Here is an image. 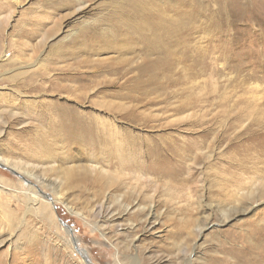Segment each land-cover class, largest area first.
<instances>
[{
    "label": "rangeland",
    "instance_id": "374dc122",
    "mask_svg": "<svg viewBox=\"0 0 264 264\" xmlns=\"http://www.w3.org/2000/svg\"><path fill=\"white\" fill-rule=\"evenodd\" d=\"M58 1L0 0V158L33 175L26 183L0 163V264L16 258L17 264H81V252L90 264H264L253 242L225 238L264 219V202L236 203L240 211L222 223L228 202L216 189L228 178L231 157L252 165V152L264 148V0H188L199 12L186 25V59L174 48L179 56L156 89L136 112L117 119V126L139 136L137 154L145 165L152 162L144 154L147 144L162 145L158 166L178 176L147 174L135 188L126 170V186L117 184L99 198L97 188L84 185L87 180L83 190L74 188L84 176L80 168L89 170V154L52 136L46 104L65 103L104 119L111 111L65 102L48 91V80L73 63L65 55L76 49L81 23L120 14L109 3L123 0H83L71 11L57 9ZM55 23L57 32L48 35ZM117 57L128 55L100 56ZM103 79L93 93L113 94L126 80ZM253 157L262 172L242 175L241 185L264 175V154ZM111 171L119 182L123 174ZM32 185L49 196L34 208L22 195ZM247 203L251 208L243 211ZM27 253L33 259L24 260Z\"/></svg>",
    "mask_w": 264,
    "mask_h": 264
},
{
    "label": "bare ground",
    "instance_id": "6f19581e",
    "mask_svg": "<svg viewBox=\"0 0 264 264\" xmlns=\"http://www.w3.org/2000/svg\"><path fill=\"white\" fill-rule=\"evenodd\" d=\"M82 1L59 0L55 7L71 11L72 8L74 9V4L80 5ZM109 5H111L109 7L111 11L120 12V14L110 16L100 23L92 21V25H88L89 22L81 23L80 37L77 36L74 42L77 47L65 55V57H74L73 63L68 65L69 67L60 68V73L56 74L57 77L48 80L50 93H56L65 102H73L77 106L87 105L89 108L96 109L98 113L109 110L111 113H106L110 114L109 118L104 119L98 114L78 111L65 103L49 102L46 104L49 113L47 121L53 130L52 136L66 148H78L89 154L87 158L90 163L89 170L80 168L84 176H78L74 188L78 189L79 184V189H82L87 180L84 185L97 188L96 197L108 188L117 187V184L126 186L124 182L127 175L126 170H129L128 174L131 175H129L132 178L131 181L134 180L135 188L140 186V182L145 178L144 175L147 174L169 176L170 178L178 176L176 170L168 166H158L163 159L162 153H160L162 145L147 144L144 154L148 159H152V162L145 165L144 162L147 160L141 161L140 154H137L139 136L128 129L117 126V119L123 112L134 110L136 112L135 108L141 99L156 89L162 75L169 72L175 56H179L174 48L179 49L181 60L186 59L184 51L186 25L191 18L190 15H196L199 12L193 7L194 5H190L188 0H123L120 3L115 2V4L111 2ZM78 10H81V7ZM176 16L177 18H173ZM58 26V23L53 24L47 34L54 35ZM107 53H115L117 56L128 55V58H100L101 55ZM108 75L119 76L126 80L117 87L118 90L113 94L93 93L92 91L103 83V77ZM107 97L127 100L129 104L112 103L106 99ZM128 115L126 114V119L129 120ZM186 147L194 149L191 144ZM229 147L230 151L235 150V144H231ZM253 150L251 147L248 151L252 152ZM262 153L264 154L263 147L258 153L252 152V165L250 159V164L247 159L235 160V156L228 160L226 168V171L229 172L228 178L226 177L225 183H221V186L220 183L217 184L216 188L217 195L228 202L227 209L222 211L223 213L221 212L222 223L232 217V212L240 211L239 208H235L236 203L241 205V201L252 200H257V203L264 202V175L254 177V180L250 181L247 186L240 184L242 175L250 173V171L253 175L262 172L258 170L260 167L255 168L254 161L257 159L253 157L257 154L263 155ZM33 154L36 155V152L34 151ZM33 158L37 161L42 159L38 156ZM48 159H52V157L49 156ZM0 163L5 167H11L23 177L26 183H28L27 180L33 178V175L26 170L25 172L17 167L16 163L9 164L2 158H0ZM112 168L118 169L123 174L119 176L121 178L119 182H116V176L111 171ZM88 173L94 176L87 179ZM32 187L33 189L28 188L22 195L26 198L27 204L34 208L39 199H48L49 196L43 192L38 193L34 185ZM49 200L50 204L56 202L51 198ZM242 207L245 211L250 209L251 205L247 203ZM247 226L248 228L242 232L230 233L225 238L234 243L253 242V247L264 255V219L248 222ZM81 253L86 255L82 257L85 260L81 264H90L86 252ZM31 256L27 253L24 260L33 259ZM14 260V264H17L18 259Z\"/></svg>",
    "mask_w": 264,
    "mask_h": 264
}]
</instances>
